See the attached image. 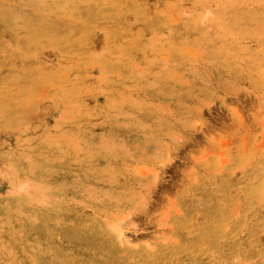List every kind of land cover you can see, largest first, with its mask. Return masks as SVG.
<instances>
[{
    "label": "rangeland",
    "instance_id": "obj_1",
    "mask_svg": "<svg viewBox=\"0 0 264 264\" xmlns=\"http://www.w3.org/2000/svg\"><path fill=\"white\" fill-rule=\"evenodd\" d=\"M0 264H264V0H0Z\"/></svg>",
    "mask_w": 264,
    "mask_h": 264
},
{
    "label": "bare ground",
    "instance_id": "obj_2",
    "mask_svg": "<svg viewBox=\"0 0 264 264\" xmlns=\"http://www.w3.org/2000/svg\"><path fill=\"white\" fill-rule=\"evenodd\" d=\"M122 227V226H121ZM119 229V228H118ZM124 230V229H123ZM119 231V230H118ZM120 232H122V230L120 229ZM120 232H118V233H120ZM118 235V234H117ZM123 236V235H122ZM121 237V233H120V235H119V237L118 238H120ZM129 239V238H128ZM128 239H126V240H128ZM121 242V241H120ZM128 242V241H127Z\"/></svg>",
    "mask_w": 264,
    "mask_h": 264
}]
</instances>
